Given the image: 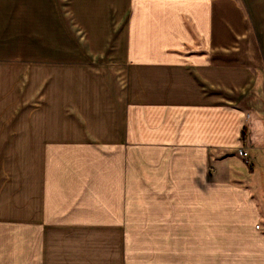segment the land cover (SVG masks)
<instances>
[{
    "label": "crops",
    "instance_id": "crops-1",
    "mask_svg": "<svg viewBox=\"0 0 264 264\" xmlns=\"http://www.w3.org/2000/svg\"><path fill=\"white\" fill-rule=\"evenodd\" d=\"M0 264H264V0H0Z\"/></svg>",
    "mask_w": 264,
    "mask_h": 264
},
{
    "label": "rangeland",
    "instance_id": "rangeland-1",
    "mask_svg": "<svg viewBox=\"0 0 264 264\" xmlns=\"http://www.w3.org/2000/svg\"><path fill=\"white\" fill-rule=\"evenodd\" d=\"M225 231L221 228L194 231V236L200 233L202 242H207L201 245L203 261L209 263H248L257 259L256 237H258V233L254 230L253 224H251L248 233L238 238L225 237ZM240 233L242 232L240 231Z\"/></svg>",
    "mask_w": 264,
    "mask_h": 264
},
{
    "label": "built area",
    "instance_id": "built-area-1",
    "mask_svg": "<svg viewBox=\"0 0 264 264\" xmlns=\"http://www.w3.org/2000/svg\"><path fill=\"white\" fill-rule=\"evenodd\" d=\"M238 153H239V155L242 156V157H246V156H247V152L244 151L243 148H240V149L238 150ZM255 228H256V229H259V225H256Z\"/></svg>",
    "mask_w": 264,
    "mask_h": 264
}]
</instances>
